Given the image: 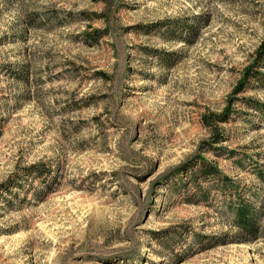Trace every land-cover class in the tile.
Wrapping results in <instances>:
<instances>
[{
  "label": "rangeland",
  "instance_id": "1",
  "mask_svg": "<svg viewBox=\"0 0 264 264\" xmlns=\"http://www.w3.org/2000/svg\"><path fill=\"white\" fill-rule=\"evenodd\" d=\"M106 1L0 0V264H264V117L234 101L218 156L202 124L264 40V0ZM196 15L190 45L162 37ZM199 156L230 181L205 204L168 190ZM228 187L258 238L229 242Z\"/></svg>",
  "mask_w": 264,
  "mask_h": 264
},
{
  "label": "trees",
  "instance_id": "2",
  "mask_svg": "<svg viewBox=\"0 0 264 264\" xmlns=\"http://www.w3.org/2000/svg\"><path fill=\"white\" fill-rule=\"evenodd\" d=\"M92 1L95 3L107 2L106 0ZM102 16L103 15H94L96 19H101ZM190 20L193 22L192 24H190L189 22L172 24L165 23L159 28V30L162 31V37H164V39L166 40L180 41L190 45L192 42L191 40L195 38L197 34L195 24H199L200 19L196 15L195 17H191ZM103 34H105V31H94L91 34H85V36L89 40H97ZM143 51L149 56H157V52H154L153 50L144 48ZM17 76L18 74H13L11 78L15 79ZM21 83L24 85L25 81H22ZM248 88H260L264 91V40L255 50L249 66L246 67L241 73V76L237 81L230 98L227 101L225 109L218 115H205L203 117L202 124L211 132V139L210 141L206 142L207 147L204 150L212 152L217 156L221 154V149L218 145L222 142L223 137L220 134L217 125L226 124L229 122L234 101L241 102L242 105L249 110H252L255 113H259L264 117L263 104L257 101H252L251 99H236L237 95L244 93ZM43 172L44 171L41 169L32 168L29 169L26 177L35 175L38 179L43 176ZM183 175L188 178L186 183L183 182L180 178ZM259 179L262 181L264 180L261 175ZM211 180H216V182L220 185L221 193H224V189L230 183L229 179L220 173L219 169L214 165V163L199 156L192 163H188L175 171L173 180L170 181L168 190H171L173 193H177L178 195H182L185 192L188 193L189 191H185L187 190V186L185 185H187L188 183L193 188V194L191 195L192 199H187V197L189 196L187 194L185 195L186 202L205 204L210 196V190H212L211 188H213L208 185V182H210ZM202 182L206 183L207 186L203 187L202 185H200V183ZM183 183L185 185H183ZM13 185L14 183L9 185L10 187L6 186L4 190L8 191V188L13 187ZM228 191L230 192V196H228L230 198L221 195L223 198L222 203L225 204L224 209L231 216L232 226L237 231V233L230 238L231 240L229 242H246L247 239H245V236H248L250 239L258 238L259 228L257 226V213L252 210L249 204L241 201V196L235 188L231 189V187H228ZM225 199L228 200L225 201ZM224 238H227V236H225Z\"/></svg>",
  "mask_w": 264,
  "mask_h": 264
}]
</instances>
